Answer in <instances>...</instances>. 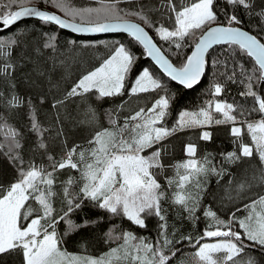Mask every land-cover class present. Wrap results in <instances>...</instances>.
Here are the masks:
<instances>
[{"label":"snow or ice","instance_id":"6c2138e0","mask_svg":"<svg viewBox=\"0 0 264 264\" xmlns=\"http://www.w3.org/2000/svg\"><path fill=\"white\" fill-rule=\"evenodd\" d=\"M121 2L131 3L132 0H108L107 3L101 0V7L83 9L71 7L67 0H51L65 16L71 17L69 20L28 6L31 0H8L7 4L0 2V27L10 29L23 17H35L44 24H55L75 32H125L142 45L144 53L164 75L185 88H192L201 81L207 71L210 50L219 46L224 59L217 57L212 63L228 68L230 61L231 70L217 72L210 95L220 97L227 83H239L244 86L240 95L251 97L253 104L245 107L221 99L208 100L196 111H181L176 123L166 127L170 98L167 94L160 95L150 107L134 110L123 121L119 119L118 110L104 113L108 127L94 129L86 145L69 147L65 141L63 151L55 156L47 151L48 144L44 139L47 129L42 127L38 109L29 99L30 131L37 136L35 150H43L48 163H37L31 158L25 161L19 130L6 122L0 124V133L4 136L0 153L15 172L13 179L3 182L5 169L0 164V258L16 254L20 256L21 264H171L179 252L176 245L186 240L194 249L195 264H256L251 257L241 254L245 253V238L264 247V195L243 205L246 212L243 218L236 215L241 211L239 207L227 221L220 219L215 211H205V216L211 217L217 227L205 230L194 244L191 236L177 239L172 234L170 238L164 205L177 206L193 220L197 219L207 177H222L226 172L224 164H236L253 157L254 152L259 168L249 181L238 185L237 194L250 191L254 183L264 187V94L259 91L264 88V0L260 5L256 0H221L226 7L218 6V0H160V7L155 10L161 13V18L156 21L149 15L152 9L144 6L122 9L119 7ZM128 16L139 22L125 19ZM254 19L257 23H253ZM149 30L167 44V48L159 46ZM19 44L15 37L0 39V77L9 83L18 64L26 58L21 57L16 63L12 61V51ZM185 48L191 50L190 54H186L177 66L169 57L173 50L179 55ZM41 49L56 52V35L43 33L35 51L42 54ZM241 56L250 59L251 67L237 59ZM135 59L123 43L115 45L98 67L81 75L67 91L65 99L91 93L97 100L124 95L126 78ZM158 91L166 93L164 84L147 68L128 88L129 95ZM0 98L8 108H19L25 103V99L15 92L6 97L0 92ZM65 99L55 100L52 107L63 105ZM44 102L45 97L41 96L40 103ZM252 113H258L260 118L245 119ZM86 114L89 123H96L94 107L89 105ZM213 124L230 125V136L235 145L234 150L220 153L223 159L219 164L214 163L211 153L199 154L198 145L191 141L183 146V160L171 165L163 163L162 141L177 131L194 128L202 129L200 140L211 141L213 133L204 129ZM245 133L250 137V143L243 140ZM61 134L57 133L58 136ZM153 148L155 150L149 155H144L146 150ZM168 168L173 171L171 176L164 175ZM65 169L77 175H69L61 181L57 192V174ZM160 177L164 178V184ZM57 198L62 204L59 210L54 206ZM86 203L140 228L147 227L149 217H156L158 238L151 241L131 230L117 232L118 226H113L105 234L106 242L111 241L116 246L106 253L99 257L69 253L63 247L58 226L63 221L67 226L64 235H68L96 223L85 219L77 224L70 218ZM206 238L214 239L202 243Z\"/></svg>","mask_w":264,"mask_h":264},{"label":"trees","instance_id":"16d2710c","mask_svg":"<svg viewBox=\"0 0 264 264\" xmlns=\"http://www.w3.org/2000/svg\"><path fill=\"white\" fill-rule=\"evenodd\" d=\"M0 2L7 4L8 0H0ZM104 2L107 3L108 0H104ZM67 3L77 9L101 7V0H67ZM256 3L260 5L262 0H256ZM30 4L47 8L71 20L70 17L65 16L59 8L54 6L51 0H31ZM139 6L152 9L149 15L154 21L161 18V13L155 10L160 7V0H132L131 3L121 2L119 5L122 9H135ZM218 6L226 7L222 4L221 0H218ZM125 19L136 21L135 17L132 16L125 17ZM245 23L248 24V21L246 20ZM253 23H257V20L254 19ZM248 28L255 33V29L251 25H248ZM43 33L56 35V52L41 49L42 54H38L35 51V48L42 41ZM149 33L153 35L154 40H156L159 46L167 48V44L159 41L152 30H149ZM12 37L17 38L20 42L19 46L12 51V61L16 63L20 61L21 57L26 58L18 64L10 83L0 77V92L5 97L15 92L25 99V103L19 108H8L5 106L3 99L0 98V124L6 122L8 125L19 130L23 137L24 149L22 154L25 161L31 158L35 159L37 163H48L47 156L44 155L43 150H35L37 136L34 132L30 131L29 99L38 109V119L42 127L47 129L44 134L45 142L48 144L47 151L55 156L61 154L65 141L69 147L73 144L86 145L94 129L99 126L108 127L109 125L104 113L118 110L119 119L123 121L124 117L134 110H138L140 107H150L160 95L167 94L170 98L169 109L165 118L166 127H172L176 123L181 111H196L204 106L208 100L221 99L229 103L235 102L245 107H251L253 104L251 97L240 95L244 91V86L239 83H227L220 97L214 98L210 95V87L216 80L217 72L231 70L230 61L228 68H225L223 64L217 65L212 63L217 57L224 59L222 49L219 46L214 47L215 50H211L207 71L200 84L193 89L186 90L165 77L145 58L143 48L132 40L131 37L124 34L86 38L65 32L54 24H44L37 19H27L13 25L10 29L0 31V39ZM119 43H123L136 57L135 63L126 78L124 95L97 100L96 95L91 93L86 96L65 99L67 91L70 90L81 75L98 67L102 60L109 55L110 50ZM190 51V49L185 48L179 55H176L175 50H173V54L169 58L174 64L179 66L185 55L189 54ZM237 59L241 63H244L246 67H251L248 57L241 56ZM144 68H147L157 78L162 80L166 93L165 91H158L140 93L138 95L128 94V88L131 86L132 81ZM220 82H224L222 77L220 78ZM259 91L264 94V88L259 89ZM41 96L45 97L43 104L40 103ZM58 99H65L64 104L58 108H53V102ZM89 105L96 109V123L88 122L89 116L86 113ZM259 118L258 113H252L245 117V119L249 120ZM230 127V125L213 124L204 129L213 133L211 141L199 139L200 132L202 131L200 128L177 131L161 142L164 149L162 152L163 163L171 165L178 160H183L185 158L183 146L191 141L198 145L199 154L211 153L214 163L219 164L223 159L220 153L232 151L235 148L232 142L233 138L230 136ZM58 132L62 134L58 136ZM243 140L246 143H250V137L246 133L243 135ZM3 142L4 136L0 133V143ZM159 146L157 145V147ZM153 150L155 148L148 149L144 154ZM4 151H7V149L5 148ZM0 164L5 169L3 182L6 183L13 179L15 172L12 166L8 164L3 153H0ZM224 168L226 172L222 177L216 175L207 177V182L201 193L200 207L196 212L197 219L193 220L177 206L165 203L170 238H172V234L177 239L182 236H191L193 237L192 243L194 244L195 240L205 230H214L217 227L211 217L205 216V211L209 209L215 211L220 219L227 221L230 219L231 213L236 212L237 207H239L241 211L236 212V215L243 218L246 215L243 205L250 199L264 195V187L259 183H254L250 191L237 194L238 185L249 181L253 173L259 168V160L255 152L253 157L244 158L236 164H224ZM172 174L171 168H168L164 173L165 176H171ZM69 175L74 176L77 173L70 169H65L57 174V192L60 191V182L66 180ZM159 179L162 184L165 183L163 177ZM54 206L57 210L62 207L59 198L55 200ZM70 218L77 224L82 223L85 219L96 221L91 226L80 228L77 231L70 232L68 235H64L67 227L66 224L63 221L59 224L57 230L63 236V247L72 254L99 257L106 253L110 247H115V243L111 241L106 242L107 238L105 235L113 226H118L116 228L117 232L131 230L137 236H143L145 233L144 237H147L151 241H155L158 238V219L156 217H149L146 220L147 227L140 228L124 218L110 217L104 210L86 203L82 209L72 213ZM210 225L212 226L211 228L209 227ZM234 227L236 226L234 225ZM236 230L239 229L237 228ZM244 245L245 253H242V256L251 257L256 264H264V247L254 245L253 242L247 241L246 238L244 239ZM176 248L179 249V252L172 259L171 264H195L192 258L194 251L192 244L183 240L176 245ZM0 264H21V258L16 254L5 255L0 258Z\"/></svg>","mask_w":264,"mask_h":264},{"label":"water","instance_id":"95a60500","mask_svg":"<svg viewBox=\"0 0 264 264\" xmlns=\"http://www.w3.org/2000/svg\"><path fill=\"white\" fill-rule=\"evenodd\" d=\"M28 6H35V7H37V8H39L40 10H45V11H49V12H52V13H55V14H57V15H59L58 13H56V12H54V11H51V10H49V9H47V8H43V7H40V6H36V5H28ZM61 16V15H60ZM62 18H64V19H67V18H65V17H63V16H61ZM27 19H37V18H35V17H23L22 19H21V21H24V20H27ZM38 20V19H37ZM70 20V19H69ZM21 21H18V22H16V24L17 23H19V22H21ZM131 21H133V20H131ZM134 22H136V21H134ZM55 25V24H54ZM58 28H59V26L58 25H56ZM5 29H8V28H3V27H0V31H2V30H5ZM59 29H61V28H59ZM61 30H63V31H65V32H69V33H71V34H74V35H76V36H81V37H86V38H93V37H100V36H109V35H119V34H124V35H127V36H129L127 33H125V32H119V31H116V32H102V33H93V32H75V31H73L72 29H68V28H65V29H61ZM130 37V36H129ZM140 45V44H139ZM141 47H142V45H140ZM214 47H216V46H214ZM143 48V47H142ZM211 51V50H210ZM190 54V53H189ZM145 58L147 59V60H149L161 73H162V71L159 69V66L158 65H156L155 64V62L150 58V57H148L146 54H145ZM163 74V73H162ZM164 75V74H163ZM165 77H167L166 75H164ZM168 78V77H167ZM203 78V77H202ZM202 78H201V80H202ZM168 79H170V78H168ZM172 82H174L176 85H178V86H180V87H182V88H184V89H186V90H189V89H193V88H195V87H197L199 84H200V82L198 83V84H196V85H194L192 88H185L183 85H180L178 82H176V81H172Z\"/></svg>","mask_w":264,"mask_h":264},{"label":"rangeland","instance_id":"374dc122","mask_svg":"<svg viewBox=\"0 0 264 264\" xmlns=\"http://www.w3.org/2000/svg\"><path fill=\"white\" fill-rule=\"evenodd\" d=\"M29 5H34V4H29ZM70 18H71V17H70ZM141 71H142V70H141ZM141 71H140V72H141ZM139 74H140V73H139ZM139 74H138V75H139ZM138 75H137V76H138ZM137 76H136V77H137ZM136 77H135V78H136ZM135 78H134V80L132 81V84L134 83ZM132 84H131V85H132ZM153 151H154V150H153ZM151 152H152V151H151ZM151 152H149V153H147V154H144V155H149ZM144 234H145V233H144ZM144 234H143V236H145ZM212 239H214V238H212ZM212 239L206 238L204 241H202V243H203V242H212ZM77 255H79V254H77Z\"/></svg>","mask_w":264,"mask_h":264}]
</instances>
